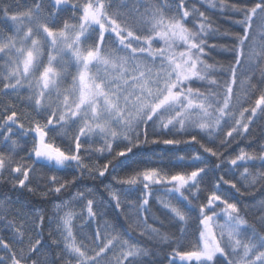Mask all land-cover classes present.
I'll return each instance as SVG.
<instances>
[{
	"label": "snow or ice",
	"instance_id": "snow-or-ice-1",
	"mask_svg": "<svg viewBox=\"0 0 264 264\" xmlns=\"http://www.w3.org/2000/svg\"><path fill=\"white\" fill-rule=\"evenodd\" d=\"M261 189L264 0H0V264H264Z\"/></svg>",
	"mask_w": 264,
	"mask_h": 264
},
{
	"label": "trees",
	"instance_id": "trees-1",
	"mask_svg": "<svg viewBox=\"0 0 264 264\" xmlns=\"http://www.w3.org/2000/svg\"><path fill=\"white\" fill-rule=\"evenodd\" d=\"M7 2L12 3L13 0H7ZM28 3H31V0H20V4L21 5L28 4ZM201 10H207L209 15L212 17L213 21L215 22V24L218 25L219 27H221L222 29H230L233 32H239L240 31V28L238 26L233 25L229 20H226L223 15H221L218 12H216L215 10H208L206 5L201 6ZM221 42H223V41H221ZM213 58L215 60L220 61L221 63H227L228 61H230L232 59V55L230 53H223V52H220V50H217V52L213 54ZM255 131H256V134H257V139H259L260 138V136H259L260 126H259V124H257ZM246 143L247 142H241L240 146L243 147V146L246 145ZM251 147H253V148L258 147L256 141L252 142ZM163 148H164L163 145H160V146L149 145L145 149L146 157H151V156H153L154 153L155 154H161V150ZM235 150H236V146L233 145V147L231 149H229L228 151L234 153ZM23 154L24 153H21V155H23ZM51 174H52V172H50L48 169L41 168L39 165H37V172L35 174H33V175L39 177V176H42V175L43 176H47V175H51ZM55 174L58 177H61V178H68L67 175L63 171L57 172ZM105 182L107 183V181H105ZM36 183H37V180L34 179L33 180V184H36ZM43 183H44V181L40 180L41 187H43ZM94 183H96V182H93L91 180L85 181V184L88 187H93ZM75 191H76L75 188L70 189L68 192L64 193V196L62 198L63 199H70L71 195L73 193H75ZM157 195H160V193H157ZM262 197H264V189L256 191L254 193V195H252V196H248V197H245V198L241 199L240 206L243 209L245 204L255 203L258 199H260ZM53 199L57 200V202H58V200L60 198L53 197ZM32 201L37 206H40L39 197H32ZM151 203L153 205V210L155 211L156 208L158 207L156 205L155 200H152ZM43 206L46 207L49 211H51V205L50 204L49 205H43ZM107 212L109 214L106 217L107 219H112L116 215L115 209L113 207H108L107 208ZM157 215H159V213H157ZM247 218L249 219V221H253L254 220V218H253L251 213L247 214ZM75 223L78 224L79 220H77ZM154 226L159 227L158 224L154 225ZM195 228H196V222L193 221L192 224L190 225V227L188 228V232H187L185 238L183 239V244H184L185 250H188L189 246L196 242ZM162 231L175 232L176 229L169 227V225L167 223H165V225L162 228ZM132 239L133 240H138L140 238L136 234H133L132 235ZM169 250H170V248L168 246H160V247L154 249V251L157 252V257H158L159 264H167L166 254L169 252ZM178 264H179V262H178ZM193 264H195V262H193Z\"/></svg>",
	"mask_w": 264,
	"mask_h": 264
},
{
	"label": "rangeland",
	"instance_id": "rangeland-1",
	"mask_svg": "<svg viewBox=\"0 0 264 264\" xmlns=\"http://www.w3.org/2000/svg\"><path fill=\"white\" fill-rule=\"evenodd\" d=\"M76 210L79 211V205L76 206Z\"/></svg>",
	"mask_w": 264,
	"mask_h": 264
}]
</instances>
